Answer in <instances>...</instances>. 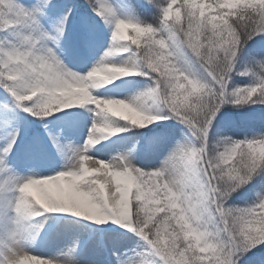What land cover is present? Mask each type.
Wrapping results in <instances>:
<instances>
[{
  "label": "snow or ice",
  "instance_id": "obj_1",
  "mask_svg": "<svg viewBox=\"0 0 264 264\" xmlns=\"http://www.w3.org/2000/svg\"><path fill=\"white\" fill-rule=\"evenodd\" d=\"M85 4L112 32L103 59L81 74L63 58L86 62L93 42V20L78 0H0V87L37 118L86 106L98 117L77 164L55 174H13L9 157L19 131L0 148V264H79L70 255L25 250L44 227L33 221L46 213L131 231L144 251L138 259L118 256L117 264H242L257 253L256 264H264V131L234 139L217 126L226 105H264V49L250 47L257 38L264 42V0H144L128 5L123 17L109 0ZM137 7L153 12L154 22L131 14ZM128 52L129 61H109ZM234 75L253 82L233 86ZM134 76L152 83L131 100L94 94ZM0 119L6 126L7 114ZM252 119L264 123V112ZM169 120L190 137L177 140L156 167L137 166L134 149L111 162L88 154L109 137ZM159 133L147 146L157 157L175 135L164 127ZM49 138L60 149L59 138ZM249 185L260 190L255 202L228 203Z\"/></svg>",
  "mask_w": 264,
  "mask_h": 264
},
{
  "label": "rangeland",
  "instance_id": "obj_2",
  "mask_svg": "<svg viewBox=\"0 0 264 264\" xmlns=\"http://www.w3.org/2000/svg\"><path fill=\"white\" fill-rule=\"evenodd\" d=\"M79 4L83 5L82 14H87L93 20V42L87 54V60L73 56L63 57L66 65L73 71L86 74L104 57V53L110 47L112 28L108 26L99 16H97L91 7L85 4L84 0H78ZM119 11L120 15H130L129 10L120 0H109ZM26 5L35 4L36 0H23ZM79 28V18L73 22V31ZM63 47L68 46V39L63 42ZM264 49V43L256 45L255 50ZM132 56L130 52L122 55L110 57V62L123 63L126 59ZM237 75H234L233 86H237ZM152 81L144 77L138 78H120L114 81L111 85L104 88L94 90L96 95H109L120 99H129L130 96L140 95L146 91ZM130 100V99H129ZM90 106L75 107L74 112L70 114L55 113L50 115L49 127L44 128L42 123L22 109H20L14 98L3 87H0V117L6 113L8 123L4 126L0 119V148H2L7 139L12 134L19 131L21 139L18 141L19 147L14 150V155L9 157V164L13 174L17 177H27L29 175H51L65 170L69 166H75L78 162L77 152L84 147L89 136L94 120L98 119L92 111H89ZM240 108L232 105H226L221 116L217 121L222 119L225 127L231 129L232 117L240 113ZM172 121V120H171ZM168 124L172 127L175 135L168 149H165L158 157L148 151V145L153 141V138L158 136L159 130L127 133L120 136H112L99 143L98 146L92 148L93 155L88 154L100 160L112 161L114 157L120 155H128L131 151V159L137 166L146 170L159 165V163L168 155L171 147L175 146L177 140L187 142L190 134L185 135L187 130L183 125H179L176 121ZM120 125L122 121L118 122ZM52 127H56V131ZM264 131V125L261 123L247 124L242 130L234 128L232 133H235L239 139L246 136L251 138L253 135ZM61 139L60 149L54 147L49 141V134ZM49 133V134H47ZM141 138V139H138ZM139 142V143H137ZM94 150V151H93ZM0 175H3L0 173ZM259 188L257 187L254 197L257 200ZM264 194V193H261ZM232 200V199H231ZM229 200V204L231 203ZM233 202V200H232ZM41 216V224H44V230L41 241L39 238L35 242H29L25 245V250L33 255H41L49 258L70 255L79 261V264H117L118 256H136L137 253L144 251V242L136 237L131 231L125 229L121 225L109 221L106 224H97L93 221H88L82 217H75L71 214H45ZM46 222V223H44ZM37 223V224H39ZM58 230L53 235L52 241L47 240L49 236ZM63 233V234H61ZM119 242V243H117ZM48 244L49 251L44 250V246ZM134 249V251H130ZM260 254L247 258L242 261V264H256Z\"/></svg>",
  "mask_w": 264,
  "mask_h": 264
},
{
  "label": "trees",
  "instance_id": "obj_3",
  "mask_svg": "<svg viewBox=\"0 0 264 264\" xmlns=\"http://www.w3.org/2000/svg\"><path fill=\"white\" fill-rule=\"evenodd\" d=\"M85 1V0H84ZM125 7L127 8V10H129L128 5H136L139 6L141 4L144 3V0H120ZM131 14H134L135 16H137L139 19L141 20H148L149 22H154L152 20V16H153V12L150 11H143L141 10L139 7H137L135 9V11ZM264 42L260 41V38H257V41L252 42L250 47L255 50L256 45L259 44H263ZM145 76H134V78H138V79H143ZM124 78H133V77H124ZM148 78V77H147ZM237 78L239 79L237 81V86H244V85H250L253 82V77L252 76H240L237 75ZM74 108H70V109H64L62 111H60V113L62 114H70L72 112H74ZM240 113L237 115H234L232 117L231 121V126H233L231 129L225 127L224 123L222 122V119L218 120V127L224 128L225 129V133L227 135H231L234 139H239L238 137H236L237 135L235 133H232V130L234 128H239V130H242L247 124L250 123H261L259 120H253L252 116L254 115H258L259 113L264 112V105L261 104H255V105H249L246 106L245 108H240ZM59 113V112H57ZM49 117H44V118H38L37 121L39 120V122H41L42 124H47L49 121ZM173 122L171 120L169 121H162L160 122V125L158 126L157 124H153L151 126L150 130L149 128H144V129H132L131 131L125 132V133H121L118 134L116 136H120V135H124L127 133H135V131H140V132H146V131H155L157 129H159V127H164L166 129H169L170 125L168 124H172ZM264 125V123H261ZM121 126H125V122L122 121ZM114 137V136H113ZM141 139V138H138ZM243 139V138H242ZM256 188H253L252 185H249L247 188L241 189L238 193L234 194L233 197L231 198L233 200H231L230 205H234V206H247L252 204L253 202L256 201L255 197L253 196Z\"/></svg>",
  "mask_w": 264,
  "mask_h": 264
},
{
  "label": "bare ground",
  "instance_id": "obj_4",
  "mask_svg": "<svg viewBox=\"0 0 264 264\" xmlns=\"http://www.w3.org/2000/svg\"><path fill=\"white\" fill-rule=\"evenodd\" d=\"M108 26H110V25H108ZM111 27V26H110ZM110 46H111V40H110ZM126 61H129V58H127L126 59ZM137 95L136 94H133L132 96H130L129 97V99L131 100L132 98H134V97H136ZM128 99V98H127ZM42 126L44 127V128H46V127H49V124H42ZM56 127H52V130L54 129L55 131L57 130V129H55ZM47 134H49V133H47ZM53 135H55L56 136V133H54L53 132ZM50 139V138H49ZM59 140H60V145H61V139L59 138ZM49 141H51V140H49ZM99 144H97V145H95V146H98ZM54 146V145H53ZM95 146H90V148H91V152H90V154L91 155H93L94 153L92 152V148L93 147H95ZM55 147V146H54ZM94 151V150H93ZM89 164H90V166H92L91 165V162H89ZM44 216H46V215H44ZM46 218H48V216H46ZM40 220H42L41 219V217H37L34 221H33V223H39V222H41ZM44 223H46V222H44ZM39 224H41V223H39ZM44 225V224H43ZM43 230H44V227H43ZM43 230L41 231V233H40V237H39V239L41 240V241H43L44 240V238L42 237V235H43ZM58 232V230H54V232L49 236V238L47 239V240H49V241H52V239H53V235L55 234V233H57ZM61 234H63V233H61ZM44 236V235H43ZM44 250L45 251H49V250H51V248H48V244H46L45 246H44Z\"/></svg>",
  "mask_w": 264,
  "mask_h": 264
}]
</instances>
